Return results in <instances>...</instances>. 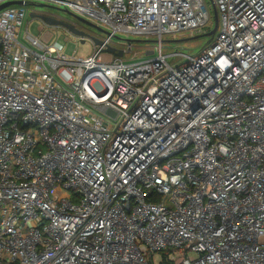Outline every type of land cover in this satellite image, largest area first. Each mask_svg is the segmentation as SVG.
<instances>
[{"label": "built area", "instance_id": "1", "mask_svg": "<svg viewBox=\"0 0 264 264\" xmlns=\"http://www.w3.org/2000/svg\"><path fill=\"white\" fill-rule=\"evenodd\" d=\"M24 1L109 32L67 56L0 10V264H264V0H211L174 64L206 0ZM119 32L157 43L126 61Z\"/></svg>", "mask_w": 264, "mask_h": 264}, {"label": "rangeland", "instance_id": "2", "mask_svg": "<svg viewBox=\"0 0 264 264\" xmlns=\"http://www.w3.org/2000/svg\"><path fill=\"white\" fill-rule=\"evenodd\" d=\"M207 7L211 17L214 19V6L211 0H206ZM41 4L47 6L41 7ZM52 6V7H50ZM27 16L24 20L23 32L28 31L34 36H40L42 34L40 27L44 28L43 35L47 32L51 33L53 36L49 39V43L54 45L57 49L64 52L67 56H76V57H88L93 54L95 48L98 46L95 39L103 40L107 37L109 32L108 28L105 26H100L105 31H99L98 29L87 26L85 24L79 23L74 16L69 15L64 12L65 8L62 6H56L49 3H43L40 1H33L27 5ZM40 11H48L58 15L60 18L69 20L73 24L86 32L88 35L84 37V42L80 35L74 34L68 29L60 26H48L42 22L39 18L33 17L32 13H38ZM215 21V20H214ZM96 24V23H95ZM98 25V24H97ZM214 26V23H213ZM210 27L202 30L195 31H183L177 35H166L163 37V51L168 56V62L170 64L182 63L186 60L187 56H196L202 49L206 47L211 36H200L197 35L203 34L205 30H209ZM208 32V31H207ZM206 32V33H207ZM204 33V34H206ZM217 34V33H216ZM214 34L213 36H215ZM129 41H132L134 45L135 52L137 57H133L132 53H124L126 44ZM156 38L147 37L143 35H134L119 32L115 38H113L112 45L110 47L115 50L112 52L123 51V59L126 61L130 60H139L146 57L145 53L147 50H154L156 46ZM109 47V48H110ZM109 48H106V52H111ZM117 50V51H116ZM174 55V56H170ZM64 77H68L67 73L63 74ZM193 254V253H191Z\"/></svg>", "mask_w": 264, "mask_h": 264}, {"label": "water", "instance_id": "3", "mask_svg": "<svg viewBox=\"0 0 264 264\" xmlns=\"http://www.w3.org/2000/svg\"><path fill=\"white\" fill-rule=\"evenodd\" d=\"M12 5H27V1L24 0H12V1H8L5 2L3 4L0 5V10L12 6ZM47 5L45 4H41V7H45ZM52 7V6H50ZM64 12L68 13L69 15L74 16L77 20H79L80 22L86 24L87 26H91L94 27L96 29H98L99 31H105L104 29L98 27L96 24H94L93 22L74 14L73 12L69 11V10H64ZM33 17L39 18L42 22H44L46 25L48 26H60V27H64L66 29H68L69 31L73 32L74 34L80 35V37L82 38V42H84V37H86L88 34L82 30H80L76 24H73L70 21H66V19L60 18L58 15L48 12V11H40L38 13H32L31 14ZM214 19H215V24L212 30H210L209 32H207L206 34H200L197 35V37L200 36H212L216 33L217 31V27H218V15H217V11L214 10ZM96 43H98V45H102V41L99 39H95ZM110 51H114L115 49L110 47L109 48ZM148 54H152V52L148 53ZM117 55L122 56L123 55V51H119L117 52Z\"/></svg>", "mask_w": 264, "mask_h": 264}, {"label": "trees", "instance_id": "4", "mask_svg": "<svg viewBox=\"0 0 264 264\" xmlns=\"http://www.w3.org/2000/svg\"><path fill=\"white\" fill-rule=\"evenodd\" d=\"M210 40H211V38L209 39V41H208V44H210V43H211V41H210ZM208 44H207V45H208Z\"/></svg>", "mask_w": 264, "mask_h": 264}, {"label": "bare ground", "instance_id": "5", "mask_svg": "<svg viewBox=\"0 0 264 264\" xmlns=\"http://www.w3.org/2000/svg\"><path fill=\"white\" fill-rule=\"evenodd\" d=\"M98 26V25H97ZM98 27H100V26H98ZM101 28V27H100ZM103 29V28H102ZM217 30H218V27H217ZM216 33H217V31H216ZM213 36V35H212Z\"/></svg>", "mask_w": 264, "mask_h": 264}, {"label": "flooded vegetation", "instance_id": "6", "mask_svg": "<svg viewBox=\"0 0 264 264\" xmlns=\"http://www.w3.org/2000/svg\"><path fill=\"white\" fill-rule=\"evenodd\" d=\"M66 21H69V20H66ZM79 23H82V22H79ZM82 24H84V23H82ZM86 25V24H85Z\"/></svg>", "mask_w": 264, "mask_h": 264}]
</instances>
